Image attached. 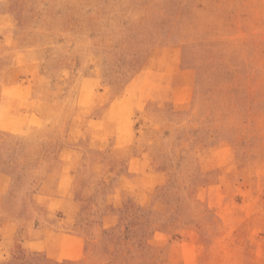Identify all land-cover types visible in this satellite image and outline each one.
I'll list each match as a JSON object with an SVG mask.
<instances>
[{"label":"rangeland","instance_id":"rangeland-1","mask_svg":"<svg viewBox=\"0 0 264 264\" xmlns=\"http://www.w3.org/2000/svg\"><path fill=\"white\" fill-rule=\"evenodd\" d=\"M0 264H264V0H0Z\"/></svg>","mask_w":264,"mask_h":264}]
</instances>
